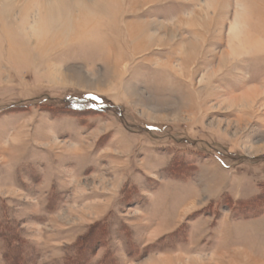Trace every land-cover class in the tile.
<instances>
[{"label": "rangeland", "instance_id": "obj_1", "mask_svg": "<svg viewBox=\"0 0 264 264\" xmlns=\"http://www.w3.org/2000/svg\"><path fill=\"white\" fill-rule=\"evenodd\" d=\"M10 1L0 264H264V0Z\"/></svg>", "mask_w": 264, "mask_h": 264}, {"label": "bare ground", "instance_id": "obj_2", "mask_svg": "<svg viewBox=\"0 0 264 264\" xmlns=\"http://www.w3.org/2000/svg\"><path fill=\"white\" fill-rule=\"evenodd\" d=\"M2 4H6V5H9L11 8L9 10L6 9V11H4V13L6 15H12L14 12H16L17 9H19V3H14V2H11L10 0H1ZM100 2V1H99ZM43 3V2H42ZM40 4L37 0H31V1H28V2H25V4L22 6V9H21V12H23L24 14H29L35 7H39L40 11L39 12H42L40 15H42L44 13V15L46 16H49L50 14H54V8L52 6V4L49 3V1H45L44 4ZM102 3V2H101ZM1 4V5H2ZM65 7V6H63ZM62 7V8H63ZM101 7V6H100ZM104 7V6H103ZM83 8V7H82ZM69 10L71 11L73 8L72 7H65L64 8V11L65 10ZM96 9V8H95ZM103 9V8H102ZM107 9V8H106ZM99 10V8H98ZM63 11V12H64ZM107 12V11H105ZM96 13V12H94ZM29 16V15H27ZM9 17V16H8ZM26 18V17H25ZM97 19V18H96ZM11 22V21H10ZM93 22V21H92ZM93 25V24H92ZM165 31L166 28L162 27ZM140 36V35H139Z\"/></svg>", "mask_w": 264, "mask_h": 264}]
</instances>
